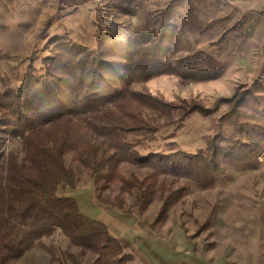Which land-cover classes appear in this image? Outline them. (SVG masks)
<instances>
[{"label": "rangeland", "instance_id": "1", "mask_svg": "<svg viewBox=\"0 0 264 264\" xmlns=\"http://www.w3.org/2000/svg\"><path fill=\"white\" fill-rule=\"evenodd\" d=\"M71 41L116 62V85L125 81L166 105L156 111L140 98L130 102L158 126L127 135L139 151L201 147L214 163L161 175L154 193L139 198L121 182L101 190L69 152L77 181L59 193L108 225L132 254L129 264H264V0H0V138L18 160L23 140L6 134L13 122L5 100L24 73L43 72L44 58ZM153 58L167 66L154 64L164 69L146 76L140 66ZM252 126L259 136L247 131ZM240 140L258 147L241 156L240 145L232 147ZM215 144L233 155L214 159ZM122 171L142 178L146 168L124 163ZM40 242L10 264H72L63 250L81 264L98 256L61 229Z\"/></svg>", "mask_w": 264, "mask_h": 264}, {"label": "trees", "instance_id": "2", "mask_svg": "<svg viewBox=\"0 0 264 264\" xmlns=\"http://www.w3.org/2000/svg\"><path fill=\"white\" fill-rule=\"evenodd\" d=\"M98 43L100 47V39ZM61 46L64 52L44 58L48 61L44 62L43 72L32 67L24 73L19 86L5 100L4 108L13 122L6 134L22 138L24 158L18 160L13 151H5V137L0 138V264H10L35 244L42 245L41 238L56 229H61L74 244L96 253L94 264H129L132 254L125 252L108 225L85 215L73 196L59 193L61 186L74 187L77 181L65 155L71 152L101 190L121 182L130 192L138 189L139 198L154 193L161 175L203 170L214 160L208 161L199 154L201 147L195 152L139 151L127 135L153 133L158 126L132 108L130 102L140 98L144 106L156 111L166 105L132 91L125 81L116 85V62L102 59L100 50L93 53L73 41ZM155 59L140 66L146 76L164 69L155 70L154 64L167 66ZM188 111L182 112L179 121L189 115ZM247 131L252 137L261 133L253 126ZM242 143L245 142L236 141L232 147L237 149ZM219 145L212 148L214 159L233 155L231 146L223 150ZM257 147L254 143L250 148L248 144L240 145L239 155H246L248 148L247 155H251ZM124 163L146 168L145 175L142 178L125 175ZM215 171L216 168L212 169V173ZM121 205L118 203L120 208ZM68 253L61 252L64 260L81 264L75 255Z\"/></svg>", "mask_w": 264, "mask_h": 264}]
</instances>
